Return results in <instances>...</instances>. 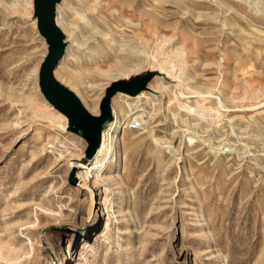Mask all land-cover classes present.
I'll use <instances>...</instances> for the list:
<instances>
[{"label":"rangeland","instance_id":"374dc122","mask_svg":"<svg viewBox=\"0 0 264 264\" xmlns=\"http://www.w3.org/2000/svg\"><path fill=\"white\" fill-rule=\"evenodd\" d=\"M56 24L54 77L90 115L158 75L112 98L126 123L90 203L67 163L87 143L39 89L33 0H0V264H264V0H61Z\"/></svg>","mask_w":264,"mask_h":264},{"label":"water","instance_id":"95a60500","mask_svg":"<svg viewBox=\"0 0 264 264\" xmlns=\"http://www.w3.org/2000/svg\"><path fill=\"white\" fill-rule=\"evenodd\" d=\"M61 0H33V18L39 35L47 46V55L39 69V89L47 103L67 120V132L85 140V158L91 159L101 143L102 131L112 120L111 100L116 94L135 97L148 90L150 81L158 75L146 71L129 79L112 82L99 105L98 116H92L77 96L54 77V70L64 56L67 46L65 35L56 24V6Z\"/></svg>","mask_w":264,"mask_h":264},{"label":"bare ground","instance_id":"6f19581e","mask_svg":"<svg viewBox=\"0 0 264 264\" xmlns=\"http://www.w3.org/2000/svg\"><path fill=\"white\" fill-rule=\"evenodd\" d=\"M177 53H175V55ZM179 67L181 68V65ZM181 72H180V74H181ZM180 74H179V78L182 75V74L181 75ZM131 112H132V115L128 116V114H127L128 121H130L132 119L131 116L136 115L138 113H141L142 110H140L139 107H135L134 109L131 110ZM133 117H135V116H133ZM132 120H135V119H132ZM122 121H118L117 119H112L109 123H107L105 125V127L102 131L100 146L98 147L97 151L95 152V155H94V158L92 161H91V159H86L84 156H79V155H75V154H73V155L71 154L69 159H67V163L69 164L71 170L74 172V178L78 182L80 189L87 191L88 196L90 198V200H89L90 203L95 201L96 196L94 194V191L89 187V182H90L89 180L93 179V178L96 179L101 174V171L106 167V165L111 160V158L113 156L114 147H115V138L113 136L109 135V131L111 130L112 127L113 128H119L120 126L125 125L126 122L122 123ZM58 128L62 131L66 130V127L61 126V125L58 126ZM108 135L110 137H108ZM113 135H115V134H113ZM107 138H109V140H107ZM104 163H105V165L102 166Z\"/></svg>","mask_w":264,"mask_h":264},{"label":"built area","instance_id":"2783aa9c","mask_svg":"<svg viewBox=\"0 0 264 264\" xmlns=\"http://www.w3.org/2000/svg\"><path fill=\"white\" fill-rule=\"evenodd\" d=\"M139 128H140V125L138 121L131 122L130 127H129V129L131 130H138Z\"/></svg>","mask_w":264,"mask_h":264}]
</instances>
